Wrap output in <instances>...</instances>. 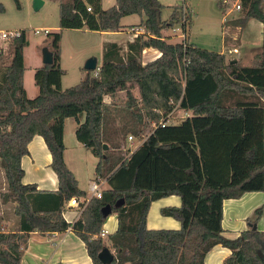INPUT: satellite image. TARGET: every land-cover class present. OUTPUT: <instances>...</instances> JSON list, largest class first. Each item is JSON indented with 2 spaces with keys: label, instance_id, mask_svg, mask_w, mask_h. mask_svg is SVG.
Wrapping results in <instances>:
<instances>
[{
  "label": "trees",
  "instance_id": "16d2710c",
  "mask_svg": "<svg viewBox=\"0 0 264 264\" xmlns=\"http://www.w3.org/2000/svg\"><path fill=\"white\" fill-rule=\"evenodd\" d=\"M215 1L221 12L228 9L224 0ZM263 1L239 0L240 15L235 23L255 19L262 24L261 45L247 66L232 62L224 53L201 48L187 37L168 41L165 29L178 24L186 32L191 21L185 3L173 5L168 20H163L165 6L159 0H115L108 8L102 7V0L60 2V29L47 33L51 35L52 63L36 69L38 93L34 98L27 97L23 86L27 42L23 29L21 36L11 41L8 54L0 55V169L5 179L0 200L13 204L18 221L14 230H0V264H21L32 232L46 235L67 229L83 241L93 264H102L97 255L105 246L115 252L110 264H203L205 254L215 245L231 251L223 264H264V231L254 227L262 215L261 207L248 218L250 227L236 238L225 237L220 226V203L260 190L264 182L263 124L262 142L248 137L255 130L250 115L254 118L262 109L264 120ZM131 14L144 16L138 24L143 33L127 44L126 51L115 42L105 43L96 73L86 70L78 83L62 88L61 30L119 31L121 18ZM146 47L161 53L143 64L141 51ZM118 91L125 92L124 107L143 119L142 127L151 125L147 126L148 137L128 157L115 159L110 151L114 146L103 148L107 142L103 97ZM176 108L191 114L179 123L159 126ZM245 109H250L247 114ZM68 117L78 123L76 139L97 158L93 180L104 179L107 184L101 197L90 198L72 222L63 216L64 202L86 192L79 188L63 157V127ZM35 135L43 138L51 155L56 190L22 182L21 158L28 154L27 145ZM243 138L251 144L243 150L247 164L241 167V155L233 152ZM176 147L182 150V159L158 152ZM189 149H196L193 156L201 160L202 168L197 167ZM232 174L235 180L230 182ZM253 181L260 182L259 188L251 185ZM170 195L179 196L181 205L163 207L160 213L179 220L180 228L148 229L151 202ZM120 198L124 203L115 208ZM106 204L116 215L117 228L102 237L107 216L101 209Z\"/></svg>",
  "mask_w": 264,
  "mask_h": 264
},
{
  "label": "crops",
  "instance_id": "0c3cea01",
  "mask_svg": "<svg viewBox=\"0 0 264 264\" xmlns=\"http://www.w3.org/2000/svg\"><path fill=\"white\" fill-rule=\"evenodd\" d=\"M109 1H112L110 2L111 4L110 3L104 4L105 2L104 0H102L101 3L102 7L106 8L107 6L105 5L112 6L115 3V0H109ZM159 1L161 3L163 2L162 0ZM183 3H185L186 7L190 10L188 4L186 3V0H183ZM263 10H264V1H263ZM220 13L222 14L221 22H220L222 25V42H221V50L217 52L225 53V50L227 49L228 51H230L229 47L232 46V49L234 48L236 49V52H233L235 53V55H230L228 57L226 56V58L232 59V61L238 62L240 65L247 66L248 64L247 65L243 64L242 57L240 56V49L235 44L236 43L244 44L246 47H248V49H250V56H252V54L254 55L256 50L257 49L259 50V47L261 45L262 24L255 19H249L244 24L238 25L237 23H235V20L239 17L240 11L236 9H227L225 12L220 11ZM131 15H136L140 17V20L138 22L123 23L122 22L123 18L130 16L127 15L121 18L120 23L122 25V28L119 31H94L104 36L103 38L104 40L102 42V51H103V46L107 42H115L122 47L123 51H126L127 44L131 42L136 35L143 33V30L138 26L141 19L143 18V15H139V14H131ZM164 32L165 31H163L164 36L168 35L165 34ZM185 34L186 37L188 38L187 32H185ZM160 53L161 52L154 47L143 48L141 51L142 63L144 64L148 61L157 58L160 55ZM251 62H252V58H251ZM101 63H102V52H101L100 62L96 58V68L93 71L94 74L96 73ZM82 68L86 71L84 66ZM85 74L86 72L81 73L80 79L83 78ZM61 82H62V78H61ZM133 93L134 96L136 97L139 96L137 89H134ZM115 94H121L122 99L124 100L123 104H125V100H126L125 92L118 91ZM110 96L112 95H105L103 97V101L106 105L105 114H107V112L110 111V109H112L111 105L114 103ZM134 110H137V107H134ZM105 114L103 117V131L107 138L106 144L109 148L111 146L110 144L112 143V140L114 139V135L112 136V134L110 133L111 130H109L108 132L105 131L104 129ZM132 119L134 120V123L132 125L134 128L133 130L139 131V128L141 130L142 129L141 123L143 124V119L140 120L137 116L134 115H132ZM79 120L80 122H82L84 120V116L80 117ZM77 124L78 123L76 121L75 128ZM108 133H110L111 135L110 134L108 135ZM149 134L150 131L146 136H144L142 141L146 139ZM140 135L141 136L144 135L142 131ZM75 142H76L75 146H79L78 148L84 147L83 144L79 142L77 139ZM113 142L116 141L113 140ZM141 142L136 143L133 149H130L126 154H122L123 155L122 158L128 157V155L138 145H140ZM63 143L65 146L64 137H63ZM130 146H132V143H130ZM114 147H115L114 149H110L111 152L113 150L121 151L124 148V143H117L114 145ZM27 148H28V154L22 156L21 158V167L23 168L24 171L22 182L25 184L33 183L36 185L37 189H41V190H56L58 185L57 178L55 172L50 167L51 155L47 149V146L43 138L39 135H35L28 143ZM66 149L67 148L65 146L63 157L66 165L68 166L69 160L67 159ZM86 150H85V154H89V155H85V156L83 155L82 162H86L87 165L90 166V169L93 174L97 158L94 157L93 154L88 149ZM193 150H195V154H196V149ZM193 150L189 149V154L192 156L194 154ZM158 152H160L167 158L168 157L172 158L173 155H171V153L174 154V157L176 159H182V155H183L182 150L178 149L177 147L165 151L159 150ZM194 162L198 168H202V163L200 159L196 161L194 157ZM233 168L234 167L231 164V171ZM69 169L74 173L79 188L81 190H84L86 194H88L89 193L88 184L91 182V180L86 182V187H85L83 186V184L82 185L80 184V181L78 180L74 172L75 168L69 167ZM234 180L235 179L232 174L230 178V182H233ZM0 181H3L0 188V192H1L5 190V179L2 171H0ZM251 185H253V187L255 188H259L260 182L253 181ZM101 187L102 188L107 187L105 181H101ZM180 205H181V198L177 195H170L152 201L146 216V227L148 229H179L181 226L180 221L171 216L162 215L160 213V209L167 206H180ZM260 207L262 208V215L255 224V227L259 230L264 231V182L262 183V189L260 190L254 189L247 191L243 193L239 198L224 199L220 203V208H221L220 226L222 229V234L228 238H236L240 234V232L250 227L251 223L248 221V218H252L254 210ZM65 213L63 212V216L68 222H72L79 217V213L74 208L67 210ZM17 224H18L17 217L13 213V204L2 203L0 200V230L1 231L14 230L17 227ZM116 228H117L116 215L111 214L110 216H107L102 227V230L105 232V235L103 237H105L109 233L114 232ZM110 251L114 253L113 250L110 249ZM230 253L231 251L229 248L221 245H215L213 248H211V250H209L205 254L203 264H223L225 258L228 257ZM58 262H62L66 264H93L91 258L87 254L83 241L78 236H76L70 229H67L64 232L50 233L46 235H41L38 234L37 232H32L30 234L27 247L21 257V264H55Z\"/></svg>",
  "mask_w": 264,
  "mask_h": 264
},
{
  "label": "rangeland",
  "instance_id": "374dc122",
  "mask_svg": "<svg viewBox=\"0 0 264 264\" xmlns=\"http://www.w3.org/2000/svg\"><path fill=\"white\" fill-rule=\"evenodd\" d=\"M19 7L15 0H0V30H13V29H25L26 33V44L23 48L24 57V74H23V86L26 91L28 98H34L38 93V88L34 82V74L36 69L41 66L42 63V50L44 47L51 50V35H48L43 31L47 29L48 32L54 33L58 31L59 26V12L58 5L60 2H66L71 0H41L42 4L40 7H34V0H17ZM165 7L162 10L161 17L163 20H168V17L172 11V6L176 4H182L183 0H162ZM104 4L112 1L104 0ZM188 7L190 8L191 21L187 25L186 32L190 42L195 43L201 48H205L212 51L221 50L222 42V25L221 16L215 0H186ZM111 4V3H110ZM106 8L110 5H105ZM228 9H231L228 8ZM144 17V16H143ZM140 17L136 15H130L123 18V23L138 22ZM179 25H174V27ZM165 29L164 33L168 41L177 42L181 38L173 35L171 29ZM39 29L38 32H35ZM178 32V31H177ZM104 36L87 29H62L60 39V65L64 71L62 75L61 87L67 88L78 83L80 80L81 73L86 71L82 68L85 62L90 57H96L98 61L101 60L102 42ZM240 49V56L242 57L243 64H250L251 58L250 49L244 44H235ZM230 51L225 50V56L235 55L232 52V46L229 47ZM227 51V52H226ZM258 49L256 50V52ZM249 58V59H248ZM113 100L112 109L105 114L104 129L110 131L112 136L114 135V141L110 144L113 147L117 143H124V148L120 150H113L112 156L116 158L122 157V154H126L130 149H133L136 143H140L144 136H146L150 129L147 126L151 125L148 123L147 126H143L139 131H134L132 114L129 109H125L124 100L121 94H115L110 96ZM111 100V101H112ZM245 109V113H248ZM184 111L187 112L185 115ZM191 114L190 111L176 108L173 114L169 118V123H179L184 117ZM251 119H254L255 130L248 134L249 140H257L262 142L263 133L260 129L264 120L263 110L260 109L259 115L254 118L250 115ZM76 120L73 117H68L64 120L63 137L66 146V155L68 166L75 168L74 172L80 181V184L86 187V182L94 179L90 166L83 161V155L86 149L84 147L78 148L75 146V128ZM155 124V123H154ZM142 126V123H141ZM151 127V126H150ZM153 127V125H152ZM141 131L143 136L140 135ZM108 133V135L110 134ZM110 134V135H111ZM129 134L133 137L132 140L128 139ZM111 137V136H110ZM247 138H243L242 141L235 147L234 154L239 152L241 155L239 165L245 166L247 162L243 159V150L248 147L251 143ZM132 143V146H130ZM142 143V142H141ZM109 149V148H107ZM87 151V150H86ZM233 155V154H232ZM79 159V160H78ZM236 162L235 159H232ZM96 164V163H95ZM92 165V164H91ZM89 166V167H88ZM0 171H2L0 169ZM104 180V179H103ZM3 181H0V188ZM89 185V184H88ZM66 214V213H65ZM115 214V213H111ZM110 214V215H111ZM109 215V216H110ZM67 216V215H66ZM105 228V225H104ZM111 249V248H110ZM113 250V249H111ZM114 251V250H113ZM115 253V252H114Z\"/></svg>",
  "mask_w": 264,
  "mask_h": 264
},
{
  "label": "built area",
  "instance_id": "2783aa9c",
  "mask_svg": "<svg viewBox=\"0 0 264 264\" xmlns=\"http://www.w3.org/2000/svg\"><path fill=\"white\" fill-rule=\"evenodd\" d=\"M224 3L228 4V8L231 7V9H236L239 10L240 9V3L239 0H234V1H229V0H224ZM87 10H90V7H87ZM22 30L23 29H13V30H0V55H7L8 51H9V46L11 41L16 38L21 36L22 34ZM39 29H36L35 32H38ZM43 31L45 33H48L47 29H43ZM173 35L175 36V33L177 34V36L179 38H181L180 41H184L186 39V34L185 31L179 26L177 27H172L171 29ZM178 31V32H177ZM232 52H236V49H232ZM185 115L187 114L186 111H184ZM173 114V111H171L166 119L161 120L158 125L161 127H164L165 125L169 124L170 121V117ZM185 118V117H184ZM153 126H156L153 124ZM128 139H132V136L129 135ZM101 181H104L103 179H101L100 181H96V180H91V182L89 183L88 187V194L81 196V197H77V196H72L71 198H69L68 200H66L64 202L63 205V211L62 213L66 212L67 210L74 208L76 209V211L80 214L81 210L85 207V205L87 204V202L89 201L90 198L92 197H97L100 198L101 197V191H102V187H101ZM100 235L103 237L105 235V232L102 230L100 232Z\"/></svg>",
  "mask_w": 264,
  "mask_h": 264
},
{
  "label": "water",
  "instance_id": "95a60500",
  "mask_svg": "<svg viewBox=\"0 0 264 264\" xmlns=\"http://www.w3.org/2000/svg\"><path fill=\"white\" fill-rule=\"evenodd\" d=\"M42 4L41 0H34V7L38 8ZM235 62V61H232ZM42 63L43 64H51L52 63V52L47 49L46 47L43 48L42 50ZM84 68L86 70H94L96 68V58L95 57H90L86 60ZM103 148L107 149L108 146L106 143L103 144ZM124 203V199L120 198L114 203V207L117 208L121 206ZM112 211V207L110 204H106L102 209V215L103 216H108ZM255 227V226H254ZM98 259L102 264H110L114 258V253L110 251L108 247H103L99 253H98Z\"/></svg>",
  "mask_w": 264,
  "mask_h": 264
}]
</instances>
